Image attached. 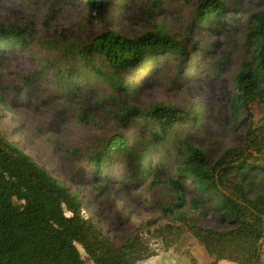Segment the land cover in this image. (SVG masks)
Returning a JSON list of instances; mask_svg holds the SVG:
<instances>
[{
    "label": "rangeland",
    "instance_id": "rangeland-1",
    "mask_svg": "<svg viewBox=\"0 0 264 264\" xmlns=\"http://www.w3.org/2000/svg\"><path fill=\"white\" fill-rule=\"evenodd\" d=\"M219 1L227 8L219 21L198 24L200 0H102L100 17L89 12L86 0H0V25L23 28L28 39L23 46L0 48V134L66 187L108 240L117 245L131 240L153 253L135 264L211 260L177 218L179 212L188 223L229 227L217 202L196 194L189 182L181 186L184 207L175 208L174 192L165 183L182 164L186 144L202 152L207 166L244 144L249 118L231 115L233 79L250 57L251 14L264 10V0ZM103 30L127 38L159 30L185 44L182 66L168 54L145 69L130 68L122 77L132 92L110 99L96 73L68 56ZM71 81L80 84L67 90ZM128 105L144 113L156 105L180 108L189 116L156 139L153 122L128 114L123 110ZM249 109L258 125V103ZM115 133L128 139V147L94 168L92 155ZM259 192L264 188L257 182L251 193Z\"/></svg>",
    "mask_w": 264,
    "mask_h": 264
},
{
    "label": "trees",
    "instance_id": "trees-1",
    "mask_svg": "<svg viewBox=\"0 0 264 264\" xmlns=\"http://www.w3.org/2000/svg\"><path fill=\"white\" fill-rule=\"evenodd\" d=\"M89 12L100 17L102 0H86ZM153 5V4H151ZM226 6L219 0H200L196 8L198 24L218 22ZM247 38L252 45L249 59L242 60L234 75V92L230 101L233 118H249L244 144L226 149L211 165L202 152L186 144L182 164L173 169L165 183L173 190L175 208L184 207L182 184L189 182L200 196L218 204V212L229 227L217 230L188 223L183 213L177 218L204 248L211 260H232L237 264H264V193H251L257 183L264 188V10L251 14ZM28 43L26 30L0 25V48ZM180 60L186 46L159 30L127 38L112 30H103L68 56L96 75L111 91L110 99L123 98L133 90L122 75L128 69H145L163 55ZM182 66V65H181ZM181 69V67H180ZM179 69V70H180ZM59 82H63L62 79ZM79 82H66L67 90ZM258 103V125L250 111ZM0 103L3 99L0 97ZM128 114L151 120L152 134L161 139L175 122L188 118L180 109L156 105L148 112L126 106ZM84 121L86 116L81 117ZM128 139L112 134L101 150L92 155L91 165L102 166L109 154L126 150ZM158 169V166L156 167ZM163 169V168H162ZM148 173L145 166L142 170ZM193 207L198 199H191ZM81 247L86 256L80 253ZM147 248H135L132 241L115 244L83 215L80 201L28 154L0 134V264H135L151 257Z\"/></svg>",
    "mask_w": 264,
    "mask_h": 264
},
{
    "label": "crops",
    "instance_id": "crops-1",
    "mask_svg": "<svg viewBox=\"0 0 264 264\" xmlns=\"http://www.w3.org/2000/svg\"><path fill=\"white\" fill-rule=\"evenodd\" d=\"M220 261H223V260H220ZM220 261H219V262H220ZM226 261H232V260H226ZM219 262H218V263H219Z\"/></svg>",
    "mask_w": 264,
    "mask_h": 264
},
{
    "label": "flooded vegetation",
    "instance_id": "flooded-vegetation-1",
    "mask_svg": "<svg viewBox=\"0 0 264 264\" xmlns=\"http://www.w3.org/2000/svg\"><path fill=\"white\" fill-rule=\"evenodd\" d=\"M148 259V258H147ZM145 260V259H144Z\"/></svg>",
    "mask_w": 264,
    "mask_h": 264
}]
</instances>
